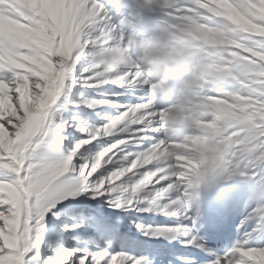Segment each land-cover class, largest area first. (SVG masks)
I'll use <instances>...</instances> for the list:
<instances>
[{
    "label": "snow or ice",
    "instance_id": "6c2138e0",
    "mask_svg": "<svg viewBox=\"0 0 264 264\" xmlns=\"http://www.w3.org/2000/svg\"><path fill=\"white\" fill-rule=\"evenodd\" d=\"M135 2L159 11L171 30L194 15L206 29H234L229 42L202 46L223 57L221 65L234 61L231 74L207 86L206 95L234 104L236 93L251 105L246 120L227 127L217 172L264 184V119L255 115H264V34L239 28L228 14L229 7L245 14L264 0ZM120 8L121 0H0V264H194L193 256L131 239L129 224L153 240L182 236L185 249L211 256L201 264H254L240 254L264 249L257 188L250 196L255 205L237 225L240 236L222 252L208 248L194 227L204 161L199 168L186 166L180 157L188 153L171 143L176 130L162 129L174 114L172 99L153 87L159 77L149 76L137 59L135 45L142 39L126 35ZM248 19L264 28V17ZM194 63L178 75L198 72ZM102 85L124 91L89 98L77 88ZM123 96L134 99H117ZM81 104H108L116 111L96 124L76 114ZM98 140L103 143L95 149L86 147ZM104 204L177 219L145 224L134 214L109 216Z\"/></svg>",
    "mask_w": 264,
    "mask_h": 264
},
{
    "label": "clouds",
    "instance_id": "9594fccd",
    "mask_svg": "<svg viewBox=\"0 0 264 264\" xmlns=\"http://www.w3.org/2000/svg\"><path fill=\"white\" fill-rule=\"evenodd\" d=\"M228 14L239 28L264 34V28L248 19L249 15L264 17V4L259 7L250 6L245 14L236 13L229 7ZM233 30L206 29L194 15L186 25L176 27L175 30L161 23L153 37L142 39L135 45L137 59L144 65V70L149 76L159 77L153 87L172 99L174 114H169V121L161 126L162 129L166 133L170 129L176 130V137L171 143L175 148L188 153L180 157L185 159L186 166L199 168V161H204L201 170L205 179L221 176L217 172L218 160L229 139L224 133L234 120H246V110L251 106L247 97H240L236 93L231 94L237 101L234 104L205 93L206 87L215 80L231 74L230 65L234 61L221 65L219 61L223 57L215 52H204L202 46L207 43L229 42L227 33ZM193 62L194 67L199 69L198 72L178 75L183 66ZM175 84L179 87L173 91ZM261 108H264V104ZM255 115L264 119L259 110ZM223 179L228 180L229 177ZM261 180L264 181V176ZM257 185V209H264V195H261L264 193V184L258 181ZM240 255L242 258H251L254 264H264V249H248ZM237 264H246V261L241 259Z\"/></svg>",
    "mask_w": 264,
    "mask_h": 264
},
{
    "label": "rangeland",
    "instance_id": "374dc122",
    "mask_svg": "<svg viewBox=\"0 0 264 264\" xmlns=\"http://www.w3.org/2000/svg\"><path fill=\"white\" fill-rule=\"evenodd\" d=\"M133 15V14H132ZM138 18V17H137ZM136 40H140V39H148V38H134ZM84 60L82 59L81 63H83ZM78 90L84 94L85 97H102L104 94H107L110 90L115 89L116 91H120L123 92L124 89H116L114 85H102L98 88H91V87H84V88H80L79 86H77ZM75 91V89H74ZM117 99H119L121 102H125L127 100H131V98L129 96H123V97H117ZM116 109L115 107H113L112 105H108V104H104V105H100L97 106L96 108L93 107H88L85 106L83 104H81L79 106V108L77 109V115L81 116L83 119L96 123V124H102L104 123V120L101 119V116H103L105 113H115ZM99 113V115H98ZM65 115H67V113H65ZM71 131V130H70ZM79 136H83L84 133H78ZM67 143V142H66ZM103 140H98V141H93L92 143L86 145L87 148L89 149H95L97 144H102ZM242 179H245L243 181H245L246 184V179H248V177H241ZM251 189H256L257 188V182H249L248 183ZM78 200H87L88 197L86 196H81L77 198ZM100 200H103V198H100ZM67 203V202H65ZM95 206V202H93V207ZM104 208V212L109 215V216H119V217H127L130 214H134V216L139 219L140 221H142L143 223L147 224L148 220H151L152 223H157V221L161 218V216L159 217V214L157 216H155V213L149 212V214L144 215L143 213L145 212H137L135 209H113L108 207L107 204L103 205ZM249 210H247L246 212H248ZM246 214V213H245ZM62 219H65L64 216H62ZM68 222L72 223L75 222L71 217H67ZM77 232L80 231V229L76 230ZM91 231V229H90ZM127 231L129 232V235L131 237V239H142L145 238L139 231H137L135 228H133L131 226V224L128 225ZM142 237V238H141ZM142 241V240H141ZM74 243V241H73Z\"/></svg>",
    "mask_w": 264,
    "mask_h": 264
},
{
    "label": "bare ground",
    "instance_id": "6f19581e",
    "mask_svg": "<svg viewBox=\"0 0 264 264\" xmlns=\"http://www.w3.org/2000/svg\"><path fill=\"white\" fill-rule=\"evenodd\" d=\"M131 3L133 4V6L135 8L137 7L135 0H131ZM133 16L140 17L138 12H136V14H133ZM130 98L134 99V97H130ZM249 189L254 190V189H251L250 187H249ZM246 191H247V187H246L245 181H243V179L238 180L237 183L233 187L229 188L226 191V201L229 202V206L230 205L234 206V204H236L237 205L236 208H238L240 206L239 202L242 201ZM130 209H134V208H130ZM153 212L155 213V216H157L159 214V217L161 216V218L157 221V223H153V224L151 223L152 225L172 224L177 219L175 216H168V215H164V214H161V213L155 212V211H153ZM143 214L147 215V214H149V212H145ZM147 224H150L149 220L147 221ZM241 231L242 230L238 231L237 227H236L234 229V234L240 235ZM182 239H183L182 236L179 237L178 239H173L171 241H169L167 239L153 240V239H150L148 237H145L144 239H142V241L145 242L146 244H149L151 242L158 247L167 246V248L171 249L172 251H174L180 255H188V256L193 255L194 254L193 251H196V248L185 249L184 246L181 244ZM149 245H151V244H149ZM194 264H198V263H194Z\"/></svg>",
    "mask_w": 264,
    "mask_h": 264
}]
</instances>
